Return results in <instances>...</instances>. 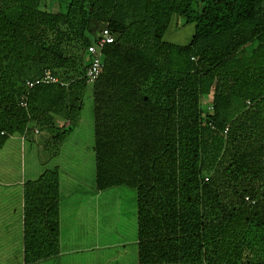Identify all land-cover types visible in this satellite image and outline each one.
<instances>
[{
    "label": "trees",
    "instance_id": "trees-1",
    "mask_svg": "<svg viewBox=\"0 0 264 264\" xmlns=\"http://www.w3.org/2000/svg\"><path fill=\"white\" fill-rule=\"evenodd\" d=\"M187 26L183 43L163 40ZM103 27L115 40L90 92L94 181L136 192L137 264H264V0H68L55 13L0 0V149L33 122L56 147L72 133ZM45 69L64 85L34 87L21 107ZM22 197L34 264L59 249L57 170Z\"/></svg>",
    "mask_w": 264,
    "mask_h": 264
},
{
    "label": "rangeland",
    "instance_id": "rangeland-1",
    "mask_svg": "<svg viewBox=\"0 0 264 264\" xmlns=\"http://www.w3.org/2000/svg\"><path fill=\"white\" fill-rule=\"evenodd\" d=\"M67 1L41 0V8L51 13L60 12L65 9ZM191 34L192 27L187 26L180 31L169 32L163 40L180 44ZM91 89V85L86 87L75 127L58 147L55 146L52 135L36 122L31 124L34 136L27 135L23 142L18 133L9 136L0 149V180H19L21 177L31 179L35 172L56 169L66 196L72 195L78 201L87 198L92 193L95 179ZM202 101L205 108H208L211 95L204 97ZM52 123L57 127L67 125L57 117ZM35 129L38 133L34 132ZM45 141H49L48 146H44ZM98 195L101 198L96 219L99 239L105 243L98 250L99 253L103 252L104 259L112 255L116 257V262L134 263L137 260V245L134 242L137 238V218L133 214L136 192L127 188H112L98 192ZM4 202L5 199L0 197V220L16 207V199L8 201V205L11 204L8 210H5L7 205L4 208ZM82 212L84 211L80 210L78 215L81 216ZM119 253L121 256H117Z\"/></svg>",
    "mask_w": 264,
    "mask_h": 264
},
{
    "label": "crops",
    "instance_id": "crops-1",
    "mask_svg": "<svg viewBox=\"0 0 264 264\" xmlns=\"http://www.w3.org/2000/svg\"><path fill=\"white\" fill-rule=\"evenodd\" d=\"M30 134L34 136L31 129L19 134L21 141L23 142L25 137ZM41 173L35 172L31 179L21 177L19 180H0V197L5 199L4 208L7 205L5 210L11 208L8 201L16 199L15 210L2 216L3 218L0 220V264H28L23 258V184L27 180L36 179ZM58 181V253L34 264H124L116 262V257L112 255L104 259L103 252L99 253L98 251L103 248L104 242L102 243L99 239L98 220L96 219L101 196L98 195L99 191L96 190L95 181L93 189L91 188L92 193L79 201L74 200L72 195L66 196L63 193L60 177H58ZM72 200L74 202H71ZM80 210L84 211L81 216L78 215ZM136 212L137 208L135 207L133 214L137 218ZM134 242L137 245V238ZM117 256H121L120 253ZM130 264H137V260Z\"/></svg>",
    "mask_w": 264,
    "mask_h": 264
},
{
    "label": "built area",
    "instance_id": "built-area-1",
    "mask_svg": "<svg viewBox=\"0 0 264 264\" xmlns=\"http://www.w3.org/2000/svg\"><path fill=\"white\" fill-rule=\"evenodd\" d=\"M115 38L113 33L108 27L101 28L96 35V38L87 46L85 54L88 59L87 68L84 75V81L88 85H93L95 81L99 78L103 67H104V49L107 45L112 44ZM50 84H60L61 82L55 77L49 69H45L41 76L34 80L25 81L27 92L21 94L18 99V104L26 108L28 106V92L38 85H50ZM209 110V107L207 108ZM211 123H209L210 125ZM26 129H31V126H28ZM27 130H25L26 132ZM35 133H38V130L35 129Z\"/></svg>",
    "mask_w": 264,
    "mask_h": 264
}]
</instances>
